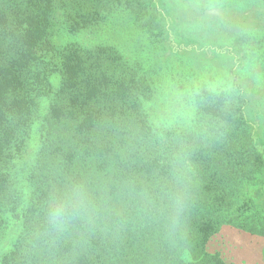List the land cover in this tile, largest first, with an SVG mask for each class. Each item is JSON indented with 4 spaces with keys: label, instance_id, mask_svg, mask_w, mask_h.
<instances>
[{
    "label": "trees",
    "instance_id": "1",
    "mask_svg": "<svg viewBox=\"0 0 264 264\" xmlns=\"http://www.w3.org/2000/svg\"><path fill=\"white\" fill-rule=\"evenodd\" d=\"M115 1L0 0V264H231L206 249L222 225L264 237L260 87L234 57L229 89L192 80L181 122L176 82L160 89L164 45L78 41ZM76 191L54 227L53 203Z\"/></svg>",
    "mask_w": 264,
    "mask_h": 264
},
{
    "label": "rangeland",
    "instance_id": "2",
    "mask_svg": "<svg viewBox=\"0 0 264 264\" xmlns=\"http://www.w3.org/2000/svg\"><path fill=\"white\" fill-rule=\"evenodd\" d=\"M207 1L136 0L134 4L139 8H128L126 2L122 3L124 0L119 3L122 6L112 3L101 21L78 33V41L85 45L116 43L118 48L137 42L148 53L150 37L165 46L164 53L158 50L161 62L170 61L174 65L172 70L162 73L166 77L160 76V89L168 91L176 82L175 92L189 95L193 90L190 83L198 76L205 79L208 90L220 91L225 86L229 89L231 83L226 75L236 57L239 59L237 73L243 84L260 87V92H253L250 99L256 104L253 118L261 123L264 101L262 104L258 101L264 98H261L264 96V8L253 0H223L216 5L211 0L200 13V4ZM134 21L141 30H134ZM133 35H136L135 40ZM53 41L58 42L60 38L55 36ZM163 110L161 113L165 112ZM185 114L178 115L181 122ZM260 140H264V136ZM206 249L220 254L227 263L264 264V237L229 225H222L211 235Z\"/></svg>",
    "mask_w": 264,
    "mask_h": 264
},
{
    "label": "clouds",
    "instance_id": "3",
    "mask_svg": "<svg viewBox=\"0 0 264 264\" xmlns=\"http://www.w3.org/2000/svg\"><path fill=\"white\" fill-rule=\"evenodd\" d=\"M185 93L174 92L169 98H167V103L172 107L176 115H183L186 109L185 104ZM177 183L181 182V175L179 172L176 176ZM83 198V194L79 191L73 192L71 197L67 201L60 200L53 203L49 218L50 222L54 227H61L65 223L66 219L69 216V213L75 211L76 203ZM174 204L177 206V212L179 210L178 206L180 204V196L177 194Z\"/></svg>",
    "mask_w": 264,
    "mask_h": 264
}]
</instances>
